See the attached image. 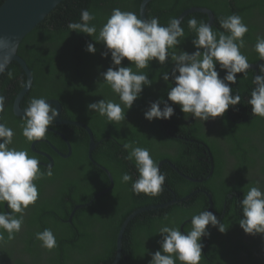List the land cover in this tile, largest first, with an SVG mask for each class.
<instances>
[{
	"label": "trees",
	"instance_id": "16d2710c",
	"mask_svg": "<svg viewBox=\"0 0 264 264\" xmlns=\"http://www.w3.org/2000/svg\"><path fill=\"white\" fill-rule=\"evenodd\" d=\"M4 1L0 0V5ZM142 1L62 0L21 41L18 53L27 61L33 75L21 107L27 108L34 97L57 99L63 106L62 117L89 125L97 145L90 158V136L83 126L57 121L49 126L65 131L72 152L63 156L46 143L36 147L51 150L55 157L53 175L45 174L35 181L39 199L26 211L21 231L11 240L3 232L0 264H112L116 259L119 231L129 215L143 207L166 203L174 197V192L184 197L196 189L188 200L136 213L123 233L117 264H149L151 254L160 250L162 237L158 229L161 226H179L182 232L189 231L192 215L209 210L211 205L204 190L212 196L211 211L228 230L221 233L218 228L208 226L211 235L202 238L200 264H264V234H246L239 224L243 218L240 200L244 194L257 181L264 189V118L253 117L247 104L255 87V69L249 68L246 78L238 74L237 83L232 85L234 90L239 89L241 103L230 107L222 117L206 122L194 120L190 115L186 120L179 105H173L175 114L170 120L149 122L144 118L150 101L167 100L172 82L166 83L161 76L171 71V62L160 65L153 61L148 68L140 70L149 76L153 85L145 87L131 110L124 109L125 120L110 123L87 108L89 103L101 99L119 103V97L107 84L98 83L101 73L112 66L111 55L103 57L106 49L102 43L87 34L71 32L68 23L78 22L81 11L87 9L96 17L92 23L98 35L114 8L132 11L141 17ZM194 6L213 11L214 31H224L220 27L222 17L232 14L243 17L249 31L244 37L246 47L241 52L249 63L260 61L253 49L256 37L264 35V0H151L146 7V18L158 17L161 25L166 26L171 18H179ZM193 17L205 23L209 19L206 12L187 13L181 20L185 37L174 51H195L192 45L195 34L188 29V20ZM88 43L97 48L95 54L86 51ZM124 65L129 66L130 62L125 60ZM217 70L220 71L218 65ZM133 71H137L134 66ZM220 75L223 77L225 72L220 71ZM26 80V71L18 61H12L0 76V95L6 98L0 122L14 130L12 147L27 151L29 156L35 155L42 162L46 161L45 156L34 150L33 142H27L22 135L24 115L14 110L15 98ZM46 136L55 139L62 153H68L67 144L55 133L48 131ZM126 143L147 148L158 165L166 160L160 172L166 177L167 187L163 185L159 195L132 192L138 171L134 161L125 159L128 152L123 145ZM105 167L114 182L107 191L112 181ZM47 168L40 163L41 172L46 173ZM124 173L130 174L132 181L122 183ZM102 191L105 192L99 194ZM0 211L9 209L5 204L0 206ZM46 228L53 231L57 240V247L51 251L41 247L35 238L37 232Z\"/></svg>",
	"mask_w": 264,
	"mask_h": 264
},
{
	"label": "clouds",
	"instance_id": "9594fccd",
	"mask_svg": "<svg viewBox=\"0 0 264 264\" xmlns=\"http://www.w3.org/2000/svg\"><path fill=\"white\" fill-rule=\"evenodd\" d=\"M95 18L92 12L83 9L80 20L69 22L67 27L71 32L87 34L102 43L106 49L103 57L111 55L112 66L101 73L98 83L107 84L119 97V103L101 99L87 105L89 112L105 117L110 123L125 120L124 109L131 110L145 87L153 85L149 76L140 71L148 68L153 61L160 65L172 63L171 71H165L161 76L166 83L171 81L172 86L167 90V100L160 98L149 102L144 111V118L149 122L170 120L175 114L173 105H179L186 120L190 115L194 120L206 122L222 117L230 107L241 103L239 89L234 90L232 85L237 83L238 74L247 77L251 65L241 52L246 47L244 37L249 28L240 15L222 17V32L214 31L210 23L198 21L195 17L189 19L188 29L195 34L192 39L195 51L191 53L183 49L174 51L185 37L179 18H171L164 26L158 17L143 19L135 12L114 8L98 35L96 25L92 23ZM0 44L7 46L4 42ZM253 50L264 61V35L256 37ZM86 51L95 54L97 48L93 43H88ZM9 59L5 57L4 62L0 63V72L5 70ZM125 60L130 62L129 66L124 65ZM217 65L220 71L225 72L223 77ZM133 66L137 71H133ZM258 72L247 104L251 106L253 117L264 118V64L259 65ZM8 75L12 77L11 72ZM5 99L0 95V112L4 111ZM59 116L58 108L46 99L32 98L24 110L22 135L29 143L42 140ZM14 135L12 128L0 122V206L6 204L9 209L7 212L0 211V241H3V232H7L11 240L21 231L26 211L39 199L35 181L45 174L48 177L53 175L51 165L46 173L41 172L40 161L35 155L29 156L27 151L12 147ZM123 148L128 152L125 159L134 161L138 171V178L132 182V192L153 197L159 195L163 185L167 187L166 177L160 172L149 150L131 143L124 144ZM173 168L178 170L176 166ZM129 181H132V176L122 174L121 182ZM240 207L243 218L239 224L244 232L253 236L264 234V189L258 181L244 194ZM190 223L191 228L187 232H182L179 226H161L158 229L162 237L160 250L151 254L149 264H200L204 247L202 238L211 235L208 226L218 228L221 233L228 230L209 210L192 215ZM35 238L41 242V247L49 251L57 247L56 237L49 228L37 232Z\"/></svg>",
	"mask_w": 264,
	"mask_h": 264
},
{
	"label": "water",
	"instance_id": "95a60500",
	"mask_svg": "<svg viewBox=\"0 0 264 264\" xmlns=\"http://www.w3.org/2000/svg\"><path fill=\"white\" fill-rule=\"evenodd\" d=\"M62 0H5L0 5V42H4L7 46H3V44H0V63L4 62L5 57H10L8 60L5 69L12 61H18L21 66L24 68L27 74V80L25 82V85L19 92L18 96L15 98L14 101V110L15 113L18 115H24V110L26 108L21 107V99L25 96L26 92L30 89L32 83H33V75L31 72V69L28 66L27 61L18 53V49L20 46L21 41L24 39V37L36 26L38 25L47 15L50 11H52L57 4H59ZM149 0H143L141 3L140 13L141 18H146V7ZM192 11H202L206 12L209 15V19L207 23L213 24L214 21V13L213 11L208 7H202V6H194L184 13H182L179 16V19L182 20V18L189 12ZM264 61H258L256 63H249L251 65L250 68L255 69L258 72L259 65ZM4 72V71H3ZM3 72H0V76ZM256 74V75H257ZM49 103L55 104L58 108V111L61 109V103L57 99H46ZM58 122H71L78 124L80 126H83L89 133L90 136V144H89V157H92V150L97 145L94 137V133L89 125L82 121H71V120H64L60 116L57 119ZM32 147H34V143H32ZM70 146V145H69ZM64 154V153H63ZM71 154V151L65 154V156H68ZM166 160L162 161L159 164V168L162 166V164ZM173 167H175L174 164H171ZM106 172L109 174L110 179L112 181L109 188L105 189V191L109 190L113 186V176L111 175V172L105 167ZM212 174V170L210 172ZM196 180V179H193ZM105 191L100 192L99 194L104 193ZM206 194L210 198V207L209 211L212 210L213 201L211 194L204 190ZM189 197V196H188ZM187 199V196L184 197ZM178 200L175 197V200L168 201L166 203L160 204V205H153L148 207H143L142 209H138L134 211L131 215L127 217V219L124 221L119 234L117 238V254L116 259L113 261L112 264H117L121 258L122 253V243H123V233L125 231V228L129 222V220L135 216L136 213L140 212L141 210L149 209L151 207H158V206H166L173 203H176ZM78 205L77 207H79Z\"/></svg>",
	"mask_w": 264,
	"mask_h": 264
},
{
	"label": "flooded vegetation",
	"instance_id": "af4514ba",
	"mask_svg": "<svg viewBox=\"0 0 264 264\" xmlns=\"http://www.w3.org/2000/svg\"><path fill=\"white\" fill-rule=\"evenodd\" d=\"M151 0H149L148 1V3L150 2ZM147 3V4H148ZM25 85V84H24ZM23 88V87H22ZM31 88V87H30ZM20 91H21V89H20ZM19 91V92H20ZM29 91V90H28ZM27 91V92H28ZM26 92V93H27ZM19 94V93H18ZM18 96V95H17ZM25 97V96H24ZM23 97V98H24ZM22 98V99H23ZM21 99V100H22ZM61 103V102H60ZM55 107H57L55 104H53ZM62 109H63V106H62V103H61V109H60V117L62 118V119H64V120H68V119H65V118H63L62 117ZM58 119V118H57ZM57 123H63V122H58L57 121ZM48 131H50V132H52V133H55V135H57V138L58 137H60L61 139H62V141H65V143L67 144V146H68V150L69 151H71L72 152V147H71V143L69 142V138H68V136L66 135V133H65V131L60 127V128H53V127H49V130ZM183 135H180V137H182ZM56 140H58V139H56ZM55 139H53V138H51L50 136H46L45 138H43L42 140H40V141H35V142H33L34 143V147H32L34 150H36V151H38L39 153H41V154H43L44 156H45V158H46V161H42V162H40V163H43V164H45L47 167L49 166V165H51V166H53L54 165V162H55V157H54V155L52 154V152H51V150L49 151V150H45V149H43V147H38L39 149H37L36 147L39 145V146H41V143H46L47 144V146H49L54 152H56V153H61L63 156H65V154L66 153H62L61 151H60V149H59V145H57L55 142ZM70 145V146H69ZM68 151V152H69ZM168 161V160H167ZM169 162V161H168ZM170 163V162H169ZM170 164H174V163H170ZM175 165V164H174ZM172 167V166H171ZM170 189H172V188H170ZM195 192H197V189L195 190V191H193V192H191V193H189V194H187V195H185L184 197H186L187 196V199L186 198H184V197H179L178 195H176L177 193H175L174 192V195H175V197L177 198V202H179V201H184V200H188ZM178 196V197H177ZM189 196V197H188ZM175 197L172 199V200H175ZM178 198H180V199H178ZM183 225V224H182Z\"/></svg>",
	"mask_w": 264,
	"mask_h": 264
},
{
	"label": "bare ground",
	"instance_id": "6f19581e",
	"mask_svg": "<svg viewBox=\"0 0 264 264\" xmlns=\"http://www.w3.org/2000/svg\"><path fill=\"white\" fill-rule=\"evenodd\" d=\"M178 199H180V198H178Z\"/></svg>",
	"mask_w": 264,
	"mask_h": 264
}]
</instances>
